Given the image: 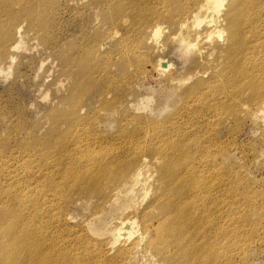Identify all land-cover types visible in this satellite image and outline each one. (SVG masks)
Here are the masks:
<instances>
[{
  "label": "bare ground",
  "instance_id": "obj_1",
  "mask_svg": "<svg viewBox=\"0 0 264 264\" xmlns=\"http://www.w3.org/2000/svg\"><path fill=\"white\" fill-rule=\"evenodd\" d=\"M161 2V11L153 15L157 22L146 26L144 35L149 32L153 38L159 32H167L169 25L175 26L176 30L171 28L178 30L176 34L187 52L197 46V52L209 64V77L229 86L225 92L231 97L226 110L230 115H235L238 108L250 116L263 111L264 0ZM41 7L38 0H0V54L10 62L15 57L12 50L19 48V42L11 41L12 35L33 30L35 38L41 35L40 39H45L49 26L38 18L42 17ZM25 24L31 30L28 25L25 29ZM95 51L83 56L79 52L76 59L67 58L66 68L60 70L64 79L53 85L69 84L59 102L45 115L49 123L47 135L38 140L27 138L35 141L32 145L39 142V148L32 146L23 152L28 158L32 151L41 156L40 173L28 171L20 176L10 169L9 160L0 158V174L5 183L0 185V264H133L139 247L152 261L159 258L160 264H245L243 255L248 244L264 240L248 241L235 232L246 233L245 223L235 216L238 202L253 203L238 186L219 189L218 195L230 191V196L224 210L216 214L215 130L216 117L222 118L216 97L221 98L224 93L206 97L211 92L209 70L192 76L197 78L185 88L184 108L172 124L170 120L168 125L152 122V126H141V116H137L139 126L134 124L135 128L127 129L125 122V127L119 125L117 135L109 137L95 125L90 110L84 112L86 104L81 102L86 98L84 93L104 83L105 87L97 89L98 94L95 90V112L113 111L123 103L120 83L112 81L116 67L115 73L109 71L116 61L106 59L107 52L104 55ZM117 53L121 52L116 51V56ZM93 54L97 57L92 60ZM124 56L121 58L129 55ZM102 58L105 62L100 63ZM120 59L117 61L122 63ZM215 59L220 62V70L216 65L211 67ZM156 67L173 78L172 65L166 59H161ZM244 91L249 93L244 95ZM62 128L67 131L65 134ZM26 164L24 161L23 166ZM20 183L23 187H12ZM141 190L145 202L137 200ZM74 193L89 196H82V200L95 204L91 220L112 212L116 214L114 223L100 227L87 220L85 227L71 226L63 201H71ZM226 248L228 252H222Z\"/></svg>",
  "mask_w": 264,
  "mask_h": 264
},
{
  "label": "rangeland",
  "instance_id": "obj_2",
  "mask_svg": "<svg viewBox=\"0 0 264 264\" xmlns=\"http://www.w3.org/2000/svg\"><path fill=\"white\" fill-rule=\"evenodd\" d=\"M10 1L18 0H7V3ZM38 1L42 4L40 14L43 17L38 18L44 22L46 21L45 23L49 26L47 35L44 36L45 39H40L41 37L39 36L41 35L38 36L39 38H35L33 30L28 24H25V29L28 25L30 32L14 34L11 37V41L19 42V48L15 47L16 49L12 50L15 54L13 63L6 56L0 54V65L3 66V71L0 72V158H3L6 162L9 160L10 169L16 170V173L20 176H25L28 171H31L32 174H38V169L43 166L40 155H34V151L31 150L32 158H28L27 152H23L32 146L39 148V142L32 145L35 141L27 138H37L38 140L43 134L47 135L46 130L49 127V123H47L45 115L55 106V103L59 102L60 96L64 95L69 84L65 82L67 86L64 85L63 87L61 84L56 86L53 83L64 79L62 71L66 68L67 60L73 56L76 59V55L79 52L82 56L87 55V53L90 54L94 50L99 54L104 52V55L107 52L104 57L108 60L113 58L112 61H116V66L112 65V69L109 68V71L111 70L112 73H115L114 70H116V73L119 71L120 74H123L122 77L119 73H115L112 78L113 82L115 79L116 82L120 83L119 91L124 97L123 103L119 105L118 109L107 112H95L98 103L94 102V100H96L98 90L106 86L104 83H98L99 85L97 84L94 90L84 93L86 98H82V101L80 100L86 104L84 112L90 110V113H87L92 115L90 117L95 122V125L99 126L98 128L104 132L105 136L117 135L120 129L119 125L125 124V122L127 129H133L135 125L136 127L139 125L152 126V122L153 124H158L159 122L168 125L171 120L170 124H172V121L179 117L180 112L184 108L186 99L185 88L197 78L192 76L197 71H208L210 69L208 67L209 64L197 52V46L194 48V53L186 51L187 49L180 42V36L176 34L178 30L174 31L171 28L174 27L175 29V26L168 24L170 28L167 29V32H159L156 36L153 35L154 41L149 32H145L146 34L144 35L143 30L146 29V26L149 27L157 22V17L154 16L156 17L154 18L153 15L161 11L159 9L163 5L161 0ZM137 9L140 10L138 11ZM18 13L22 12L19 10ZM145 15L147 16L144 18ZM141 17L143 19L139 20ZM136 18L137 20H135ZM140 21L143 22L141 23ZM158 22L161 21L158 20ZM165 24L167 26V23ZM140 26L143 27L141 30ZM215 40L218 42V37ZM116 51L121 53H117L116 56ZM133 52L136 56L132 55ZM118 54L122 58L125 54V56L129 55L127 57L131 58V61L125 56V59L120 57L121 61L118 58ZM94 56L97 57V55L93 54L92 60L95 58ZM2 57L5 59L3 60ZM102 59H99L100 63L105 62V58ZM119 59L122 63L118 62ZM161 59L164 61L166 59L172 65L171 77L173 78L170 79L169 73L164 75L165 73L163 74L156 67V64ZM214 61L211 67L216 65L220 70V62H218V59L215 63ZM62 62L66 63L63 64ZM118 63L121 66L118 67ZM8 64H10V68H8ZM124 65L125 67H122ZM128 67L129 69H126ZM117 68L121 70H117ZM60 70L62 71L60 72ZM136 70L140 72L137 73ZM209 75L210 70L207 78H210ZM120 79H122V82ZM132 79L135 80L132 81ZM222 83V81L217 82L211 79V92L206 95V97L211 98L220 92L224 93L221 98L216 97V102L219 103V108L221 107L218 112H222V118L216 117L215 130L216 174H218V177H216V214L224 210L226 201L230 196V191L218 195L219 189L225 186H238L242 189L244 197L247 194L253 199V203L250 201H237L238 205L234 209L235 216L239 221L245 223L243 228L246 233L235 232L241 237H247L248 241L254 239L264 240V110L257 112L256 116H250V114L237 106L236 114L230 115L226 110L227 107H230L227 102L231 97L225 92L229 86H223ZM101 86L102 88H100ZM243 93L245 95L249 92L244 91ZM240 99L243 100V97H240ZM93 108L94 110H92ZM100 116L103 117L102 120ZM130 116L132 119L129 118ZM137 116H141L139 125V121L136 120ZM125 119L127 121L129 119L132 122L128 121L129 124L127 125ZM124 124L122 126L125 127ZM62 129L64 130V128ZM64 131L63 134L67 132L66 130ZM47 138H50V136ZM26 139L29 143L26 142ZM23 143L25 144L23 145ZM24 161H27L26 167L23 166ZM0 178L1 185V182L4 183V178L1 174ZM30 181L32 183L34 180ZM7 186L9 187L10 185ZM12 187H23V184L20 183ZM142 192L141 190L137 196L139 202H145ZM82 196L84 195L74 193L71 196V201H66L64 199L65 196L63 198V203L66 202L64 203V209L67 217L69 215L68 222L71 226L84 225L85 227L88 221H93V225H99L100 227L107 225L109 227L114 223L116 214L112 212L104 213L95 221L91 220L92 213L96 209L95 204L83 201ZM84 197L87 198L89 196ZM13 203L15 205L16 201L13 200ZM250 224L253 225L251 226ZM129 241L126 243L129 244ZM249 246H251V243L245 249L243 263L264 264V243L255 240L252 246ZM135 252L136 254L132 258L133 264H160L157 260L159 258L155 257L152 261L151 257L149 258L147 253L143 252L140 247ZM222 252H228V248L222 250ZM239 264L241 263L239 262Z\"/></svg>",
  "mask_w": 264,
  "mask_h": 264
}]
</instances>
